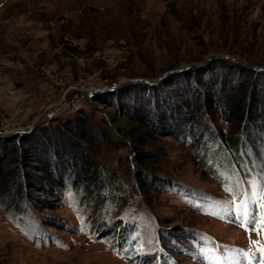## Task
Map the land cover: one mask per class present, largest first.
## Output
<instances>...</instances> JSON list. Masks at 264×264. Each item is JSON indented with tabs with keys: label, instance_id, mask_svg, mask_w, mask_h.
<instances>
[{
	"label": "rangeland",
	"instance_id": "rangeland-1",
	"mask_svg": "<svg viewBox=\"0 0 264 264\" xmlns=\"http://www.w3.org/2000/svg\"><path fill=\"white\" fill-rule=\"evenodd\" d=\"M211 54L232 56L249 69L264 67V0H0V133H6L0 145L83 112L93 113L98 129L105 120L128 142L98 152L99 190H77L71 179L52 189L39 180L28 187L22 211L0 199V264H203L201 242L219 246L239 264H249L244 252L255 253L251 264H258L252 242L264 239L218 206L233 199L226 187L241 181L238 194L264 176V129H239V153L211 134L196 148L187 127L170 135L158 125L147 133L117 102L119 87L140 78L163 83L165 98L188 81L208 96L211 88L198 85L204 70L205 78L239 73L250 77L249 89L264 88V75L259 81L223 61L201 72L192 66L166 74ZM73 88L84 91L71 92L53 109ZM218 124L238 130L236 123ZM136 133H146L145 148L160 155L138 167L147 181L129 172L124 160L134 156ZM20 153L18 147L6 169L18 164Z\"/></svg>",
	"mask_w": 264,
	"mask_h": 264
},
{
	"label": "trees",
	"instance_id": "trees-1",
	"mask_svg": "<svg viewBox=\"0 0 264 264\" xmlns=\"http://www.w3.org/2000/svg\"><path fill=\"white\" fill-rule=\"evenodd\" d=\"M221 59H213L208 65L218 61L228 62L230 71L239 66L231 59ZM239 67L242 72L256 75L259 81L264 75L263 71L256 68ZM203 68L197 69L201 72ZM173 73L169 76L176 74ZM203 73L198 74V85L211 88L212 93L208 96L201 92L197 94L198 87V90L191 88L189 81L186 83L187 88L177 86L174 92L171 91L174 94L171 99L160 95L161 87L166 88L163 83L160 86L134 81L119 87L117 93L121 94H118L117 102L126 115L146 128L147 133L157 129L158 125L162 131L170 132V135L182 132L187 127L196 148L201 147L204 136L211 134L215 141L219 137L229 149L239 153L244 144L239 129L248 134L253 133L254 127L264 129V88L256 84L249 89L250 77L238 72L234 75L227 73L224 77L217 73L214 77L206 78ZM191 78L192 74L188 80L191 81ZM146 93L152 94L145 97ZM219 120L228 124L236 123L237 132L225 131L218 124ZM103 123L102 129H98L94 125L93 113L83 112L74 118L62 119L52 126H41L35 132L13 136L11 142L2 143L0 148L4 155L0 158V199H6L7 206L22 211V199L30 194L28 187L34 188L39 180L47 182L52 189L66 186L67 180L71 179L72 186L77 190L91 191V186L99 190L103 186L104 173L97 164L98 152L106 147L112 152L114 148L128 144L114 134L108 122L104 120ZM145 136L146 133H136L132 149L134 156L124 160L129 172L147 181L140 168H145L160 155L145 148ZM7 138L4 137V141ZM18 147L21 149V160L13 169H6L9 156ZM219 148L224 147L220 145Z\"/></svg>",
	"mask_w": 264,
	"mask_h": 264
},
{
	"label": "snow or ice",
	"instance_id": "snow-or-ice-1",
	"mask_svg": "<svg viewBox=\"0 0 264 264\" xmlns=\"http://www.w3.org/2000/svg\"><path fill=\"white\" fill-rule=\"evenodd\" d=\"M240 183L241 181H238L235 187H226V191L233 195V199L224 201L218 207L224 214L234 215L239 226L245 231L255 232L258 237L264 239V176L248 181V190L237 194L235 188H238ZM252 244L260 254L258 264H264V244L259 241H253ZM197 253L203 264H239L233 257L226 255L219 246L213 245L209 248L201 242ZM243 255L251 264V258H254L255 253L244 252Z\"/></svg>",
	"mask_w": 264,
	"mask_h": 264
},
{
	"label": "water",
	"instance_id": "water-1",
	"mask_svg": "<svg viewBox=\"0 0 264 264\" xmlns=\"http://www.w3.org/2000/svg\"><path fill=\"white\" fill-rule=\"evenodd\" d=\"M216 58H226V59H231L233 61H236V62H240L238 59L232 57V56H224V55H220V54H211L209 56L206 57L205 61L203 62H198V63H194V64H189V65H185V66H181V67H178V68H175V69H172V70H169L166 74H170L172 72H176V71H181V70H185L189 67H192V66H196V67H204L206 66L210 61H212L213 59H216ZM254 68H256L257 70H260V71H264V67H261V66H255ZM128 81H133V80H141V81H147V82H152L151 80L149 79H127ZM160 80V79H159ZM126 80H122L120 83H123L125 82ZM119 83V84H120ZM153 83V82H152ZM121 85V84H120ZM99 90V89H98ZM102 90V89H101ZM73 91H84V89H80V88H73V89H69L68 91H66L65 95H64V98L62 100V102L58 105H54L53 106V109L54 108H59L62 103L67 99V97L69 96V94ZM48 110L44 111L36 120V122L40 121L41 119H43L48 113L50 112H47ZM35 122V123H36ZM36 125V124H34ZM0 135H6V133H0Z\"/></svg>",
	"mask_w": 264,
	"mask_h": 264
},
{
	"label": "built area",
	"instance_id": "built-area-1",
	"mask_svg": "<svg viewBox=\"0 0 264 264\" xmlns=\"http://www.w3.org/2000/svg\"><path fill=\"white\" fill-rule=\"evenodd\" d=\"M52 116H53V114H52ZM52 116H48V118H52Z\"/></svg>",
	"mask_w": 264,
	"mask_h": 264
}]
</instances>
